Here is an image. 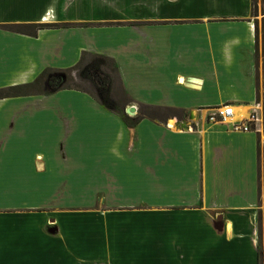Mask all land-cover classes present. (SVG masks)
<instances>
[{
	"label": "crops",
	"instance_id": "0c3cea01",
	"mask_svg": "<svg viewBox=\"0 0 264 264\" xmlns=\"http://www.w3.org/2000/svg\"><path fill=\"white\" fill-rule=\"evenodd\" d=\"M251 8V0H0V26H69L35 36L0 29V90L88 53L113 61L114 97L123 91L138 114H180L127 128L79 91L1 99L0 264H257L261 130H230L261 114ZM223 106L233 109L230 123H207ZM133 108L124 115L137 117Z\"/></svg>",
	"mask_w": 264,
	"mask_h": 264
},
{
	"label": "trees",
	"instance_id": "16d2710c",
	"mask_svg": "<svg viewBox=\"0 0 264 264\" xmlns=\"http://www.w3.org/2000/svg\"><path fill=\"white\" fill-rule=\"evenodd\" d=\"M252 1L251 16L256 17L255 0ZM262 21L260 26L255 21V41L256 44L260 38L261 40V58H262V76H263V95H262V109L261 113L264 114V0L263 9L261 12ZM68 25H8L0 26V29L14 33L35 36L39 29H58L67 28ZM109 62L112 67L106 69L103 64ZM116 74V68L113 61L107 57L92 55L83 53L79 62L72 68L67 70H44L39 77L30 84L11 87L0 90V100L13 98V97H25L33 95H52L59 91L74 90L83 93L88 92L80 89L75 83L76 81L84 82L91 87L95 92L90 94L94 100H96L105 110L117 114L125 124L127 128H134L140 120L144 117L155 118L160 114H171L174 111L166 108H153V107H141L137 117L131 119L124 115L123 109L131 103V100L126 94L121 91L116 93L117 102L114 103V90L113 82ZM162 122V121H159ZM262 249L259 248L257 253V264L264 263Z\"/></svg>",
	"mask_w": 264,
	"mask_h": 264
},
{
	"label": "built area",
	"instance_id": "2783aa9c",
	"mask_svg": "<svg viewBox=\"0 0 264 264\" xmlns=\"http://www.w3.org/2000/svg\"><path fill=\"white\" fill-rule=\"evenodd\" d=\"M257 106H259V104ZM233 114L231 106L217 107L209 111L206 121L207 123L226 125L230 123ZM258 121V113L255 111L249 115L246 121L238 123L231 122L230 130L236 133L256 132Z\"/></svg>",
	"mask_w": 264,
	"mask_h": 264
},
{
	"label": "rangeland",
	"instance_id": "374dc122",
	"mask_svg": "<svg viewBox=\"0 0 264 264\" xmlns=\"http://www.w3.org/2000/svg\"><path fill=\"white\" fill-rule=\"evenodd\" d=\"M255 4L257 5V9H256V16H257V19L259 20V26H260V23L262 21V15H261V12H262V9H263V0H255ZM114 64V63H113ZM103 66L106 68V69H110V67H112V65L109 63V62H105L103 64ZM80 89L88 92L89 94H93L95 91L91 89L90 86H88L86 83L84 82H79V81H76L75 83ZM93 92V93H92ZM262 95H263V76H262V79H261V85H260V90H259V101H258V104L261 106V109H262ZM118 98V97H117ZM118 99H116V97H114V103L117 102ZM129 108L130 107H135L137 110L136 112L138 111V107L134 106V105H128ZM125 115L127 116H130V117H133L134 114L131 113V112H124ZM138 114V112H137ZM172 115H174V113H171ZM209 114V113H208ZM172 117V116H171ZM182 117V116H181ZM180 118V114H175L172 119H179ZM258 118H259V121H258V124H257V127L260 131L259 135H260V139L262 141V152H263V155H262V158H263V161L261 162V165L264 169V114H258ZM171 119V118H170ZM183 126V125H182ZM262 228V227H261ZM264 229V228H263ZM261 236L264 238V235L262 234V229H261ZM263 243H264V239H263ZM264 246V245H263Z\"/></svg>",
	"mask_w": 264,
	"mask_h": 264
},
{
	"label": "water",
	"instance_id": "95a60500",
	"mask_svg": "<svg viewBox=\"0 0 264 264\" xmlns=\"http://www.w3.org/2000/svg\"><path fill=\"white\" fill-rule=\"evenodd\" d=\"M126 112H131V113H133V112H135V109H134L133 107H130Z\"/></svg>",
	"mask_w": 264,
	"mask_h": 264
}]
</instances>
